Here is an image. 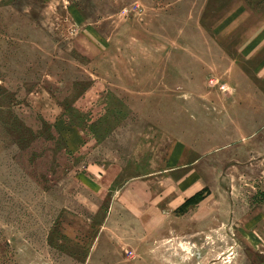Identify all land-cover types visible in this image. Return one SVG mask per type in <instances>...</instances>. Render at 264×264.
I'll return each mask as SVG.
<instances>
[{
    "label": "rangeland",
    "instance_id": "374dc122",
    "mask_svg": "<svg viewBox=\"0 0 264 264\" xmlns=\"http://www.w3.org/2000/svg\"><path fill=\"white\" fill-rule=\"evenodd\" d=\"M176 1L0 0V264H264V60Z\"/></svg>",
    "mask_w": 264,
    "mask_h": 264
},
{
    "label": "crops",
    "instance_id": "0c3cea01",
    "mask_svg": "<svg viewBox=\"0 0 264 264\" xmlns=\"http://www.w3.org/2000/svg\"><path fill=\"white\" fill-rule=\"evenodd\" d=\"M210 0H177L176 7L181 6L183 4H188L189 8L193 10L197 8L199 5L203 6L206 5L207 2ZM249 4L245 0H235L231 5L229 11L225 12V15L221 17L217 21L218 25L212 26L209 32H216L218 37L222 34L225 35V38L231 35L236 34L238 36V44L236 47V57L237 62L245 63V62H255V60H264V8L261 11L253 12L251 11V7L248 6ZM193 23L195 17L193 16ZM188 22V21H187ZM200 24V21L197 23ZM239 64L238 72H244ZM256 65H254L252 70V78L250 81V95L249 101L245 99V97H239L241 100L239 103H258V100L264 103V93H259V88L257 85L264 82V72H262ZM245 85V84H244ZM247 87V86H246ZM244 86V88H246ZM254 89L258 92L255 95ZM259 94L262 96H259ZM244 99V100H243Z\"/></svg>",
    "mask_w": 264,
    "mask_h": 264
}]
</instances>
